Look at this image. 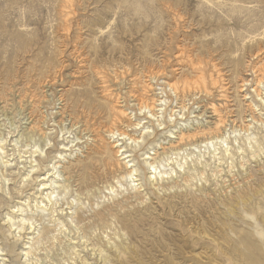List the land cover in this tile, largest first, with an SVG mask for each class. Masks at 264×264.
Returning a JSON list of instances; mask_svg holds the SVG:
<instances>
[{
  "label": "rangeland",
  "instance_id": "374dc122",
  "mask_svg": "<svg viewBox=\"0 0 264 264\" xmlns=\"http://www.w3.org/2000/svg\"><path fill=\"white\" fill-rule=\"evenodd\" d=\"M263 70L264 0H0V135L7 138L0 162L12 164L0 189L2 257L8 264H102L104 250L107 264H264V106L255 91ZM202 74L206 92L194 84ZM150 81L156 97L165 98L157 87L167 81L180 87V97L167 88V113L184 104L190 128L214 127L221 117L227 128L250 124L246 133L261 144L254 139L249 147L247 134L237 132L232 166L223 147L188 159L189 181L153 187L140 166V191L121 179L118 186L122 169L102 158L100 141L115 124L127 128L120 109L140 113ZM73 137L81 143L71 145ZM159 139L163 145L151 151L178 144L164 133ZM34 142L43 152L33 153ZM52 164L68 186L54 204L41 195L51 189L42 183L57 178ZM75 196L80 201L69 209ZM41 199L53 210L41 212ZM25 200V217L39 224L35 241L42 239L29 260L22 252L29 230L19 234L5 220ZM61 209L72 214L65 218Z\"/></svg>",
  "mask_w": 264,
  "mask_h": 264
},
{
  "label": "bare ground",
  "instance_id": "6f19581e",
  "mask_svg": "<svg viewBox=\"0 0 264 264\" xmlns=\"http://www.w3.org/2000/svg\"><path fill=\"white\" fill-rule=\"evenodd\" d=\"M194 81H195L194 84H196L195 87L199 89L198 92L207 91L208 82L206 80V77L203 74L198 76V78L195 79ZM262 83H263V88L260 90V92H258L257 89H255V91H256V95L261 100L259 101L262 102V105L264 106V75L259 81V84H262ZM192 85H193V81L190 80L189 82L185 84L183 91L186 92L187 90H190ZM152 87L154 89V85L151 83V81L148 83L145 82V86L142 87V90H143L141 94L142 98H141V101H139L138 103V111H140L139 114L137 112L133 113V111L128 112L127 110L120 109V107H118V109H120L119 111L120 114L123 116L122 117L123 119L128 116L127 128L124 130L122 128H119L115 124L114 127H110L107 130V139L102 138V140L100 141L101 145L99 146L101 149L102 158L109 161V163H111L110 165L114 166V168L122 169L123 174L118 179H116V183L118 184V186L120 187L123 186L121 183V180H123L125 183H127V185L131 189L140 191V188L143 186L142 183H140L141 181L140 166H143V170L145 171L144 175L146 179L148 180V182L153 187H155L157 183L159 185L160 183L163 184L165 182L171 183L170 181H175L179 179V177L181 176L185 180L189 181L190 179H192L193 175L191 174V172L189 173V171L186 172L185 165L186 163H188V159L191 158V162H192L193 161L192 157L196 153L199 154V157L204 156V153H211L213 155L219 154L220 153L219 150L222 149L223 147H224V151L228 155H230V157H228V161L226 162L232 166V161L230 160L235 155L230 151L231 150L230 143L232 141L237 142V136H236L237 132H241V131L242 133L249 132L250 127H251L250 124H243L242 126L240 125L238 128L236 127V125L231 126V128H227L228 126L227 121H225L223 118L220 117L217 123L215 121L216 124L214 127H203V126L197 125V128L195 129L192 127L190 128L188 124L193 122L192 121L193 118L185 116L184 114L181 113L183 110L186 109V106L184 104L181 106L180 112L178 111L180 109L178 110L175 109L176 111L174 110V113L173 112L167 113V109H168L167 106L171 104L169 103L170 101L168 97L170 96H168L167 94L168 92L167 88L169 87L168 89L171 92L173 91V93L176 96L180 97V95L183 94V92H181L180 90V87L177 84L171 83L170 81H167V85H165L164 88L157 87L158 90H162L161 92H157V93L158 94L162 93L163 95H165V98H162L163 96L156 97L155 94L154 96L151 95L150 92H151ZM168 110H171V109L169 108ZM177 111L179 112V114H176ZM215 111L217 110L215 109L214 112ZM196 120H199V119H196ZM132 131L133 133H130ZM68 132L71 133L70 130H68ZM163 133L166 134V137L169 139V141H172L173 139H175V141H177L178 144L174 145L173 143H171V145L169 146L165 145L162 147L163 151L160 153L157 151H151V148H148L149 145L151 144L163 145V143L161 142V139H159V136ZM246 134H247L246 140L248 141L247 143L248 146L253 145L255 141L253 142L252 140L254 139L257 140L255 142L256 144L260 141V140L258 141V138H255L257 135L254 137L252 132L251 134L253 136L248 133ZM21 136L23 137V135ZM263 138H264V135H263ZM76 139L81 140L80 137L78 138L73 137L72 140L69 141L71 145H78L77 143L79 141H76ZM6 140L7 138L5 137V135H0V151H2V153H5L4 144ZM80 143L81 142H79V144ZM259 144L261 143L259 142ZM33 146L36 148V150H34L33 153L43 152V148L41 147L40 143L34 142ZM68 149L71 150V148L67 147V150ZM243 149H244L243 146L239 145L237 147V151L238 150L244 151ZM186 151H189V152L186 153ZM185 153H186V157H184ZM70 154H72V152ZM200 159L201 158H199L198 161L202 163ZM221 159L222 158L219 157L220 164L222 161ZM1 161L2 162H0V171H2L3 180H2V185H0V189H3V191H5L4 189L5 185L3 184L8 182L9 178L3 174V170L7 168L8 165H12V164L9 163L10 160L8 159L1 160ZM52 167L55 170L54 174L57 175V178H52L49 185L47 183H42L43 187L50 186L51 189L50 191H47L46 193L41 192V195H44L48 203L54 204L58 202V199L60 198L59 196L62 197L61 195L62 192L65 191L68 188V186L64 185L65 182L63 180H60L62 179V176H63L60 167H58V165L56 164H52ZM216 167L219 168L218 165H216ZM31 168L34 169V165H31ZM30 172L31 171H29L28 174ZM199 172H200L199 173L200 176L205 178V172L203 170V167H201V170ZM194 178H196V176ZM25 179L26 178L24 177V180ZM60 181H63V183L62 184L59 183ZM52 185H55V186L52 187ZM50 187H48L47 189H49ZM107 188L109 189L110 195H115L118 191V187L117 186L115 187L114 185H111L109 187L107 186ZM60 189L62 190V192L60 191ZM76 196L74 197L75 200L70 202L71 206L69 209L74 208L73 202H75L76 200L77 202L80 201V198L76 199ZM35 202H37V206L39 203L41 204L39 206V208H41V212L53 210V206L51 204L50 205H48V203L44 204L45 202L44 199L35 200ZM29 209H31V205L27 203V200L24 201V204L17 203L13 207V210H12L13 212L11 211L6 212V219H5V220H8L10 227L15 226V231L18 230L19 234L24 230H29L28 232H25L27 233L28 240H29L26 242V244H29V246L24 247L22 249V252H24V255L26 254L27 260L30 259L28 255L31 253V250H33L35 245L40 244L42 241V239L40 241L39 240L35 241V238L37 236V231H38V225H39L37 221H33L32 218L25 217L26 216L25 212H27V210ZM60 211H61V214H64L65 218H66V215L72 214V211L64 212L63 209H61ZM230 212L233 213V210H230ZM58 221H59L58 224H60V227H65L66 224H64V220H61V217L59 218ZM18 232L16 233V235H18ZM14 247L15 245H13V248ZM85 247H88V245H86ZM125 249H129V247ZM91 250L94 251L95 254L97 253V250L95 248ZM103 251L104 250L99 251V254L101 255V258H99L101 259L100 263L107 264L106 258L103 257ZM118 253H119L118 254L119 256L121 254L120 249H118ZM5 255L6 253L4 250V245H0V263L8 264L6 262L7 261L6 258L2 257ZM35 263L37 264L39 263V258L36 259Z\"/></svg>",
  "mask_w": 264,
  "mask_h": 264
}]
</instances>
